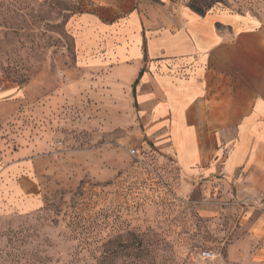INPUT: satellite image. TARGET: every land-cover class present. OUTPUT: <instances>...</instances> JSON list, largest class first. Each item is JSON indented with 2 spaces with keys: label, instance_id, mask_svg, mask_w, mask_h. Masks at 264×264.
Returning <instances> with one entry per match:
<instances>
[{
  "label": "rangeland",
  "instance_id": "obj_1",
  "mask_svg": "<svg viewBox=\"0 0 264 264\" xmlns=\"http://www.w3.org/2000/svg\"><path fill=\"white\" fill-rule=\"evenodd\" d=\"M145 1L264 9V0ZM88 6L0 0V86L16 109L7 118L19 121L23 142L39 132L45 202L0 220V264H263L257 205L177 186L164 132L150 133L129 96L78 69L69 19Z\"/></svg>",
  "mask_w": 264,
  "mask_h": 264
},
{
  "label": "crops",
  "instance_id": "obj_2",
  "mask_svg": "<svg viewBox=\"0 0 264 264\" xmlns=\"http://www.w3.org/2000/svg\"><path fill=\"white\" fill-rule=\"evenodd\" d=\"M84 1L69 19L78 69L129 96L150 133L164 132L177 186L255 204L264 223V9L200 16L181 4ZM11 92H0V220L45 205L39 132L23 142L19 121L7 118Z\"/></svg>",
  "mask_w": 264,
  "mask_h": 264
},
{
  "label": "built area",
  "instance_id": "obj_3",
  "mask_svg": "<svg viewBox=\"0 0 264 264\" xmlns=\"http://www.w3.org/2000/svg\"><path fill=\"white\" fill-rule=\"evenodd\" d=\"M2 91V86H0V92ZM136 151H132V154H135ZM260 204H261V208L264 210V198L261 199L260 201ZM201 257L205 260H211V259H214L215 258V255L213 252H210V251H205L201 254Z\"/></svg>",
  "mask_w": 264,
  "mask_h": 264
},
{
  "label": "trees",
  "instance_id": "obj_4",
  "mask_svg": "<svg viewBox=\"0 0 264 264\" xmlns=\"http://www.w3.org/2000/svg\"><path fill=\"white\" fill-rule=\"evenodd\" d=\"M137 2H140V0H136ZM190 8L195 11L197 14H199L200 16H204L208 11H204L202 9H197L196 7L190 6ZM134 97H136L135 95V91H134Z\"/></svg>",
  "mask_w": 264,
  "mask_h": 264
}]
</instances>
